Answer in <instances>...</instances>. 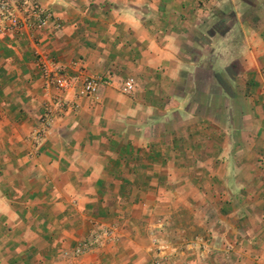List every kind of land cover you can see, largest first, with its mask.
<instances>
[{"label": "crops", "instance_id": "crops-1", "mask_svg": "<svg viewBox=\"0 0 264 264\" xmlns=\"http://www.w3.org/2000/svg\"><path fill=\"white\" fill-rule=\"evenodd\" d=\"M40 3L0 36V264H264V0Z\"/></svg>", "mask_w": 264, "mask_h": 264}, {"label": "built area", "instance_id": "built-area-1", "mask_svg": "<svg viewBox=\"0 0 264 264\" xmlns=\"http://www.w3.org/2000/svg\"><path fill=\"white\" fill-rule=\"evenodd\" d=\"M52 23V12L42 6L40 0H0V36L7 33L20 34L24 30H40ZM35 64L44 87L53 88L59 92L70 86L71 78L65 74L61 66L46 55L38 53ZM100 83L101 79L98 77L85 78L79 93L92 95ZM131 88V79L124 81L122 89L129 91ZM55 97V104L60 107L61 98L58 95ZM48 116L49 110H45L40 118L44 125L48 122ZM152 250L153 256L148 264H166L169 248L154 238L152 239Z\"/></svg>", "mask_w": 264, "mask_h": 264}, {"label": "rangeland", "instance_id": "rangeland-1", "mask_svg": "<svg viewBox=\"0 0 264 264\" xmlns=\"http://www.w3.org/2000/svg\"><path fill=\"white\" fill-rule=\"evenodd\" d=\"M210 90H211L212 93H214V94L217 93V90L215 91V90H213V89H211V88H210ZM221 103H222V100H221L220 98H216V97L213 99V102H211L212 106L215 107V108L213 109V116H214V119H215V120H221V113H220V114L217 113V111H218V108H217V107H219V106H217V105H219V104H221ZM219 109H221V108L219 107ZM214 112H215V113H214ZM210 113H212V112H210Z\"/></svg>", "mask_w": 264, "mask_h": 264}]
</instances>
